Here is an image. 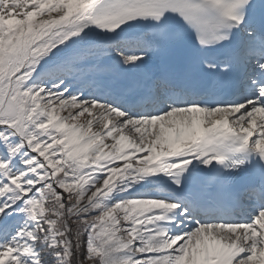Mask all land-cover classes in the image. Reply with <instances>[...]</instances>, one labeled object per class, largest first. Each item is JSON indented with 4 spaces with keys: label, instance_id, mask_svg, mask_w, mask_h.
<instances>
[{
    "label": "snow or ice",
    "instance_id": "obj_1",
    "mask_svg": "<svg viewBox=\"0 0 264 264\" xmlns=\"http://www.w3.org/2000/svg\"><path fill=\"white\" fill-rule=\"evenodd\" d=\"M0 264H264V0H0Z\"/></svg>",
    "mask_w": 264,
    "mask_h": 264
},
{
    "label": "rangeland",
    "instance_id": "obj_2",
    "mask_svg": "<svg viewBox=\"0 0 264 264\" xmlns=\"http://www.w3.org/2000/svg\"><path fill=\"white\" fill-rule=\"evenodd\" d=\"M66 114V113H65ZM109 143H111V141H108Z\"/></svg>",
    "mask_w": 264,
    "mask_h": 264
}]
</instances>
